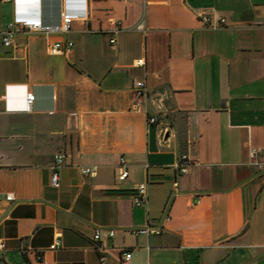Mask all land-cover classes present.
<instances>
[{"label": "crops", "instance_id": "obj_1", "mask_svg": "<svg viewBox=\"0 0 264 264\" xmlns=\"http://www.w3.org/2000/svg\"><path fill=\"white\" fill-rule=\"evenodd\" d=\"M64 14L79 16L68 33L3 43L12 22ZM57 41L74 46L51 55ZM252 147L264 148V0H0V264H264ZM141 183L148 206L134 203ZM149 226L162 233L134 232ZM98 228L115 231L101 250Z\"/></svg>", "mask_w": 264, "mask_h": 264}, {"label": "built area", "instance_id": "obj_2", "mask_svg": "<svg viewBox=\"0 0 264 264\" xmlns=\"http://www.w3.org/2000/svg\"><path fill=\"white\" fill-rule=\"evenodd\" d=\"M11 2L12 0H6ZM79 18L76 15H68L64 14L62 17V22L58 25H50L45 24L41 19H29V20H19L12 22L8 25L7 29L3 32V43L6 47H11L14 43V38L18 30L26 31V32H38L44 34H51V33H68L71 30L72 23L75 19ZM203 22L209 24L211 27H220L225 24V20L221 19L219 23L214 24L212 23L210 17L204 15L202 16ZM118 33V30L114 31V34ZM111 43L116 46L117 45V38L114 36L111 39ZM74 44L72 42H65V41H57L49 45V53L51 55H60L66 54L73 48ZM138 66L145 65V59L141 58L137 61ZM134 91L137 102L140 103L141 99L146 96L147 86L145 81H137L134 84ZM36 100V96L34 93L30 92L26 95L25 99V109L26 112L32 113L33 105ZM158 119L156 117H150L149 123H157ZM250 157L253 163L261 169L263 176H264V148L263 147H252L250 149ZM66 160V154L64 153H57L55 155V160L53 164V171L51 175V184L54 188L58 189L61 187V177L59 170L64 166ZM193 162L191 159L184 155L181 156L178 161V170L180 174L184 175L189 172V168ZM83 172L87 175L95 176L96 175V168H86ZM130 172L128 170L127 161L124 157H121L119 163V174L118 180L119 181H126L129 178ZM178 187V183L175 184ZM7 201H14L15 197L13 194H6L5 196ZM149 190L147 183H141L135 192L134 195V203L136 206H148L149 202ZM167 213L164 216L163 222L168 220ZM136 234H161V226L160 227H143L138 228L134 231ZM106 235L110 238L115 236L114 230L104 231L101 228H98L94 234V242L97 248H100L98 243L102 240L103 236ZM59 244V240L57 239L56 242L51 246L52 249H56ZM6 249V242L4 239H0V251H4ZM125 260L128 262L132 258V253L127 252L124 254ZM101 261H105V256H101Z\"/></svg>", "mask_w": 264, "mask_h": 264}]
</instances>
